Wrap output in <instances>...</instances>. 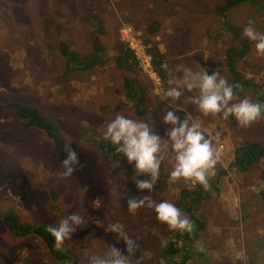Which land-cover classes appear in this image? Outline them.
<instances>
[{"label":"rangeland","instance_id":"rangeland-1","mask_svg":"<svg viewBox=\"0 0 264 264\" xmlns=\"http://www.w3.org/2000/svg\"><path fill=\"white\" fill-rule=\"evenodd\" d=\"M229 1L0 0V264H59L41 237H15L3 226L2 218L12 212L30 227H47L58 224L67 211L80 212L86 225L58 249L63 260L60 264H88L89 254L103 252L105 245H115L123 251V240L106 231L109 224L116 222L138 244L132 264H149L150 259L156 262L162 247L179 230L159 222L147 206L134 213L128 210L127 200L131 196L148 193L137 191L133 165L121 154L113 162L103 160L98 145L105 140L101 126L120 114L147 122L155 134L167 140L168 126L163 124L162 117L168 102L161 100V93L174 86L175 82L169 84L170 79H179L183 67H203L209 75L217 71L228 82L231 80L222 59L225 50L237 43L225 29V22L248 44L236 70L252 85L235 93L238 99L260 103L259 97H264V56L256 54L254 43L244 38L242 32L251 23L264 33V0L241 3L226 9L224 14L217 13L218 7ZM43 21H50L54 28L47 29ZM152 23L157 27L149 34ZM54 31L57 39L65 41L80 56L90 53L91 39L96 38L104 50V65L65 72L64 61L56 52L58 41L51 34ZM143 40L154 46L160 61L172 70V77L165 71L166 86L150 68ZM118 42L133 50L136 70L119 69L114 63ZM126 78L138 82L137 92L124 86L122 81ZM188 95L191 93L171 101L167 110H175L181 120L200 122L206 134H219L213 140L220 157L216 174L209 177L210 187L195 208L199 213L195 217L206 227L221 228L227 217L233 219L235 230L231 236L239 247L250 237L244 230L237 237L240 201L245 197L258 214L264 210V182L260 176L264 157L242 172L229 164L235 147L250 142L264 144V118L247 128L239 127L232 117L205 118L187 102ZM12 103L35 107L58 129L60 138L79 159L71 177L62 175L60 165L66 158L65 150L41 131L22 127ZM172 167L173 161L166 156L151 193L157 202L167 200L174 204L180 190L197 184L185 180L169 183ZM249 215L252 218L250 210ZM188 217L192 221V216ZM255 227H262L260 220ZM258 234L253 235L255 241L259 240ZM221 240L219 232L214 239L202 232L185 247L191 252L201 251L212 260L216 256L229 260L225 255L230 253L215 252L223 245ZM247 243H241L242 251L233 264H246ZM249 247L253 249L249 244L248 252ZM250 257L252 264H264V249L257 253L252 250ZM187 264L200 263L194 259Z\"/></svg>","mask_w":264,"mask_h":264},{"label":"clouds","instance_id":"clouds-1","mask_svg":"<svg viewBox=\"0 0 264 264\" xmlns=\"http://www.w3.org/2000/svg\"><path fill=\"white\" fill-rule=\"evenodd\" d=\"M242 36L254 43L258 56H264V33L257 31L250 23L244 27ZM161 68L170 77L173 76L167 63L162 64ZM174 82V86L161 93V100L168 102L167 107H171V101L178 100L185 93H191L186 100L202 117L219 115L224 120L232 117L242 128H247L264 118L262 116L264 105L249 98L238 99L233 85L217 71L209 75L207 69L203 67L199 70L183 67L179 79L173 77L169 80L170 85ZM236 88H240V85H236ZM167 107L162 117L163 124L168 126L165 133L167 140L155 134L147 122L120 114L101 126L103 138L110 141L116 152L133 165V180L137 191L148 193L131 196L127 200L128 210L134 213L147 206L153 209L156 219L166 224L169 229L192 233L195 225L187 215H182L181 210L167 200L155 201L151 193L159 179L160 168L166 156L173 161L169 183L180 180L192 181L201 184L207 190L210 187L209 177L216 174V165L220 158L213 143L214 139L219 138V134L215 136L206 134L200 122L181 120L175 110H167ZM64 150L67 155L60 166L63 169L62 175L68 178L77 169L79 159L69 145ZM85 225V217L74 211L58 224H49L47 232L53 237L55 246L59 249L65 241L71 240L78 228ZM123 228L122 224L116 222L109 224L106 231L115 234L117 240H123L124 250L115 245H105L103 252L89 254L88 264H132V257L135 256L138 244L124 233Z\"/></svg>","mask_w":264,"mask_h":264},{"label":"trees","instance_id":"trees-1","mask_svg":"<svg viewBox=\"0 0 264 264\" xmlns=\"http://www.w3.org/2000/svg\"><path fill=\"white\" fill-rule=\"evenodd\" d=\"M257 0H231L227 2L225 6H220L217 9V13L224 14L226 9L238 6L241 3L255 4ZM47 26V29L54 28V24L50 21H43ZM59 26H56V28ZM157 27L156 23H152L148 30L150 34L152 31H155ZM225 29L233 36L237 45L235 47H229L225 50L224 56L222 59V65L226 67L227 71L231 75V80L228 82L233 85L234 91L238 90L236 85H240V88H248L252 84H249V81L244 79L242 75L236 70V63L239 62L248 51V44L246 41L242 40L239 33L227 22H225ZM60 31V30H58ZM97 32V31H96ZM53 38L58 41L56 44V52L64 61L65 72L69 71H85L93 67H101L104 65V50L99 45L96 38L91 39V51L89 54L80 56L77 55L74 51L69 49V46L65 41L57 39L58 34L56 31L51 33ZM142 44L147 46L144 50L145 54L149 57L150 68L158 76L161 84L163 86L167 85V76L165 71L160 67L163 62L160 61V54L156 52L153 45L143 40ZM118 55L114 59V63L119 69L134 71L137 69V60L134 55L133 50H130L124 43L118 42L117 46ZM124 86L129 89L131 92H137L138 84L129 79L123 80ZM130 95V94H129ZM264 96V95H263ZM259 102L264 105V97H259ZM16 118L22 123L24 128H34L36 130L44 133L45 137L50 139L57 147L65 149L68 145L60 138L58 129L43 115H41L35 107L23 105L20 103L11 104ZM264 116V114H263ZM99 149L103 154V160L106 163L115 161V159L120 155L116 152L115 146H113L110 141L103 140L98 143ZM264 157V144L258 143H247L242 146H237L233 150L232 160L230 166L233 165L240 172L245 171L248 167L258 162L259 159ZM261 179L264 182V167L261 171ZM264 189V188H263ZM262 193V192H261ZM203 196H206V189L199 183H197L191 189L180 190L178 198L176 199L174 205L181 210L183 215L192 216V222L195 225V229L192 233L188 232H178L172 234L168 241L161 249V253L156 260H149V264H183V262L188 259L185 258L187 253H182L181 262H173L175 252H178V242L176 238L182 240L183 247L184 245L195 242L197 240L198 225L200 222L196 219L194 213L195 208L199 205ZM57 212V208L55 213ZM67 215L68 211H67ZM195 217V218H194ZM3 226L11 235L15 237H26L27 235H34L41 237L44 242V246L47 251L52 255L56 263H61L63 261L61 256H59L58 248L55 246L53 237L47 232L46 226H28L25 223H22L18 215H15L12 212H7L2 218ZM184 249V248H180ZM198 256H201V252H196ZM196 255V257H197ZM159 259L161 261H159ZM75 264V263H73Z\"/></svg>","mask_w":264,"mask_h":264},{"label":"crops","instance_id":"crops-1","mask_svg":"<svg viewBox=\"0 0 264 264\" xmlns=\"http://www.w3.org/2000/svg\"><path fill=\"white\" fill-rule=\"evenodd\" d=\"M129 80L134 81L138 84V82L134 79H129ZM249 210H250L252 218H250ZM198 214L199 213H197L195 211L194 215L196 216ZM238 215H239L240 222L238 223L237 237H238L239 233H241L243 230L245 233L248 232V234L250 235L249 240H243L242 242H240L239 247H237L236 241L231 236V232L233 230H235V221L233 219H230L229 217H227L224 220V224H222V225H224V228H221L218 225H212V227H209V226L206 227V226H204L203 223H200L198 225V229H197V232L199 233L197 235L198 236L197 239L199 238L200 233L202 234V232H205L206 236L211 238V239H214L215 234L217 232H219V234L222 238L221 241H222L223 245H221L218 250H215V252H220L223 255H225L226 253H230L229 255H225L229 258V260H225V257H224V260H220L221 257H218L216 255H214V256H216V258L213 257L214 260H212L209 258L210 256H207L206 254L204 255L201 251H199V252L202 253V256H198L196 252H191L190 250L188 251L186 249L185 245L183 247L182 240H180L179 238H176V242H178V245L180 246V248H184V249L182 250L178 247V250H177L178 252H175L173 262H175V263L181 262V260H182L181 254L187 253L185 258H188V259H186L183 262V264H187L188 262H192V261H194V259H198L200 264H223V263L229 262V261H230V263L232 261V264H233V263H235L236 258L239 257V254L242 251L241 243L248 242L246 247L244 248L245 260H246V264H252L253 259L250 257V253L252 252V250H254V252L257 253L261 249H264V219L260 218V217H264V210H263L262 214H258L255 210H253V208H251L249 206V201L245 200V197H244V200L240 201V205H239V208L237 211V216ZM259 220L262 223V227L261 228H257V227L253 228L254 226L257 225V222ZM178 232H182V231L179 230L176 233H178ZM256 232L259 233L256 236L257 238H259V240L255 241L253 235H255ZM241 240H242V238H241ZM249 244L252 246L253 249H251L249 247L248 248L249 252H248L246 250V248L249 246ZM196 255H197V257H196ZM243 256H244V253H243Z\"/></svg>","mask_w":264,"mask_h":264},{"label":"built area","instance_id":"built-area-1","mask_svg":"<svg viewBox=\"0 0 264 264\" xmlns=\"http://www.w3.org/2000/svg\"><path fill=\"white\" fill-rule=\"evenodd\" d=\"M125 39H128V37H126Z\"/></svg>","mask_w":264,"mask_h":264}]
</instances>
